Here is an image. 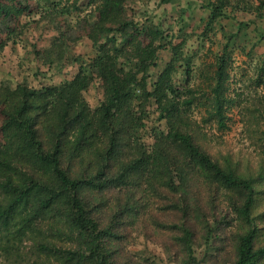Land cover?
Returning <instances> with one entry per match:
<instances>
[{
	"label": "trees",
	"instance_id": "1",
	"mask_svg": "<svg viewBox=\"0 0 264 264\" xmlns=\"http://www.w3.org/2000/svg\"><path fill=\"white\" fill-rule=\"evenodd\" d=\"M36 1L31 10L0 0V56L8 42H21L29 31L23 29L53 15L68 25L72 8L80 10V0ZM127 1L87 0L93 18L84 20V37L94 55L76 58L70 79L0 82V264H140L129 251L140 236L159 243L169 264H264V160L246 174L230 156L210 153L192 121L204 110L203 122L227 128L238 31L222 33L221 51L196 76L195 55L184 52L187 38L173 44L160 21L127 20ZM203 1L207 30L240 6ZM255 2L241 8L260 17L264 0ZM189 20H174L179 33ZM60 37L43 56L56 70L65 40L82 38ZM261 42L264 35L250 50ZM167 48L171 56L160 67L158 52ZM252 68V84L264 93V53ZM94 82L102 99L91 106L85 93ZM258 99L247 124L264 121V94ZM253 133L264 145V130Z\"/></svg>",
	"mask_w": 264,
	"mask_h": 264
},
{
	"label": "rangeland",
	"instance_id": "2",
	"mask_svg": "<svg viewBox=\"0 0 264 264\" xmlns=\"http://www.w3.org/2000/svg\"><path fill=\"white\" fill-rule=\"evenodd\" d=\"M1 1L5 3V0ZM48 1L51 4L61 2L60 6H65L71 4L73 0ZM249 1L251 0H240L238 3L240 6L228 8L223 18H220L213 26V30H207L201 22L203 19L206 21L208 14L200 8L203 0L166 2L164 0H128L124 16L127 20L138 24H146L145 21L154 23L160 21L166 26V34L172 33L170 35H172L173 44H178L181 41L180 37H186L188 41L184 52L195 55L193 72L196 76L201 67L211 65L215 54L221 51L226 41L222 33L236 34L238 31V38L232 40L234 47L231 51L230 77L226 83L228 88L226 95L233 101L227 112V128L219 130L215 122H203L202 119L206 117L204 110L196 111L192 121L199 125L197 131L201 133L200 138L210 153L214 156L228 155L239 165L240 170L246 174H254L259 171L260 162L264 160V145L258 141V134L255 135L253 131L257 128L264 130V121L260 119L247 124L246 115L248 110H253L256 98L261 100L264 94L261 88L252 84V67L264 53V42L258 43L252 51L250 49L260 35H264V12L259 17L255 10L252 14L250 11L242 10V4ZM252 1L257 3L256 0ZM36 2V0H17L16 4L36 10ZM77 6L80 10L75 11L72 8L70 18L67 19L68 25L64 17L53 15L52 19L48 17L47 21L39 26L33 24L31 28L23 29V31H29L20 34V43L15 45L8 42L0 56V82L4 81L10 86L23 80L33 86L56 84L70 79L76 73L79 66V61H75L76 58L82 61L92 58L94 52L91 42L84 37L86 33L84 20L93 18V6H89L87 0H80ZM186 6L189 9H186ZM180 14L185 20L189 18L190 20L189 26L179 33L178 29L181 26L175 25L174 20ZM22 22H24L23 18L13 21L17 27H20ZM1 31L3 35L8 32L5 27H1ZM60 34L72 35L74 38L82 36V38H79L80 40L77 38L76 42L65 40L66 45L60 47L65 52L63 66L60 70L58 68L56 70L53 68L55 66L51 68L44 64L43 56L53 48V44L60 41ZM166 41L169 40H162L160 45H165ZM146 42L145 39H139L140 45ZM158 55L160 57L158 63L161 67L169 61L171 53L167 48L160 50ZM197 81H201L199 77ZM94 83L85 93V98L91 106H95L102 99L100 85ZM155 126L160 125L156 123ZM129 251L133 256L136 255L134 258L138 259L137 262L140 264H146V261L148 264H169L159 243L151 242L147 237L137 238Z\"/></svg>",
	"mask_w": 264,
	"mask_h": 264
}]
</instances>
